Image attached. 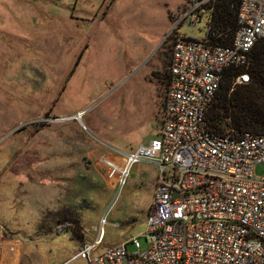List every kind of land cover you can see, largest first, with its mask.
Listing matches in <instances>:
<instances>
[{
    "label": "rangeland",
    "instance_id": "374dc122",
    "mask_svg": "<svg viewBox=\"0 0 264 264\" xmlns=\"http://www.w3.org/2000/svg\"><path fill=\"white\" fill-rule=\"evenodd\" d=\"M188 7L186 0H0V228L13 256L3 263L18 264L21 236L28 264H89L74 258L81 244L72 227L47 233L41 220L52 223L46 215L57 211L51 227L76 219L89 238L113 201L121 227L110 228L107 241L138 237L149 248L157 166L140 162L121 192L111 189L121 164L113 148L129 152L160 135L177 36H207L206 14L177 25ZM263 175L264 164L255 165L254 176Z\"/></svg>",
    "mask_w": 264,
    "mask_h": 264
},
{
    "label": "built area",
    "instance_id": "2783aa9c",
    "mask_svg": "<svg viewBox=\"0 0 264 264\" xmlns=\"http://www.w3.org/2000/svg\"><path fill=\"white\" fill-rule=\"evenodd\" d=\"M217 1L186 0L189 7L176 21L197 24L202 14L209 16L204 39L177 36L160 135L129 152L113 148L121 164L115 174L108 169L116 175L119 192L134 165L147 161L157 166L147 219L149 248L142 250L135 237L97 254L109 229L120 226L111 219L113 201L94 228L96 238L83 243L74 258L89 264H264V175L254 176L255 165L264 164V133L217 132L208 125L226 70H243L235 85L250 82L245 69L253 47L264 38V0L241 1L230 44L211 39L221 36L213 21ZM130 243L133 252L127 249Z\"/></svg>",
    "mask_w": 264,
    "mask_h": 264
},
{
    "label": "trees",
    "instance_id": "16d2710c",
    "mask_svg": "<svg viewBox=\"0 0 264 264\" xmlns=\"http://www.w3.org/2000/svg\"><path fill=\"white\" fill-rule=\"evenodd\" d=\"M241 1H217L213 21L217 33H221V36H212L213 42L221 44H230L232 42L234 33L238 28V14ZM166 67L169 69H166L167 75H165L164 80L166 78L165 83L168 91L172 81L170 74L171 62L167 63ZM242 72L243 70L240 68L231 67L224 74L220 89L208 111V125L214 131L264 133V38H261L253 47L249 68L245 69V72L250 75V82L235 85L234 82L237 76ZM34 125L39 126L41 124L37 123ZM53 215L52 213L46 215L52 221L50 224L45 223L44 219L41 220V229L44 232L52 233L57 228V231L62 233L67 231L69 227H72L75 237L81 238L83 236L82 228L78 224L80 221L76 219L65 221L69 222V225L62 226L61 228L51 227V224L54 222L51 219Z\"/></svg>",
    "mask_w": 264,
    "mask_h": 264
},
{
    "label": "crops",
    "instance_id": "0c3cea01",
    "mask_svg": "<svg viewBox=\"0 0 264 264\" xmlns=\"http://www.w3.org/2000/svg\"><path fill=\"white\" fill-rule=\"evenodd\" d=\"M80 114H81V113H80ZM117 157H118V156H117ZM118 158H119V157H118ZM113 188H116V181H115L113 184L111 183V189H113ZM108 206H109V203H108ZM108 206H106V208H107ZM106 208H105V209H106ZM113 211H114V209H113ZM113 211H112V213H111V219H112V220H113V218H112ZM103 212H104V211H103ZM49 213L54 214L53 217H52L51 219L54 220L53 224H55V222L58 221V219L56 218V213L59 214V212H57V211H53V212H49ZM55 218H56V219H55ZM113 221H115V220H113ZM116 222H117V221H116ZM97 224H98V223H97ZM97 224H96V225H97ZM79 225H80V224H79ZM96 225H94L93 227L95 228ZM0 227L3 228L4 226H2V225L0 224ZM54 227H57V226H54ZM58 227L61 228V226H59V225H58ZM120 227H121V225L119 226V228H120ZM1 228H0V236H1V237H0V240H1L2 242H0V243L3 244L5 241H8L9 238H7V236H6V234H5V233H6L5 230L2 231ZM81 228H82V226H81ZM92 230H94V229L92 228ZM6 231H8V230H6ZM69 231H70V230H69ZM8 233H9V232H8ZM57 233H61V232H58V231H57ZM72 233H73V232H72ZM82 233H83V236H81V238H80V237H76L77 239L80 240V244H81V245H82L83 243H86V240H87V239L89 240V242H92V241L96 238V232H95V231H93V234H92V235H89V238H87V236L85 237V233H84L83 228H82ZM73 236H74V235H73ZM8 237H12V236H8ZM74 237H75V236H74ZM17 238H18V239H16L15 241H19V242L21 243L20 259H19V260L17 259V260H18V264H26V262H27V258H26V255H25V247H26V245H25V243L21 240V239H22L21 236H20V237L17 236ZM121 239L124 240V241H127V240H129V239H131V238L123 237V238H121ZM121 239H120V240H121ZM91 240H92V241H91ZM120 240H119V241H114V242H108V241L106 240L105 243L99 247L97 254L100 253V252H102L103 248H105L106 246H108V245L110 246V245H113V244H117L118 242H120ZM10 241H12V240H10ZM4 258L7 259V260H10V259L13 258V256H11V252H10V250L4 252L3 247H2V245H1V248H0V260L3 261ZM27 264H28V262H27Z\"/></svg>",
    "mask_w": 264,
    "mask_h": 264
},
{
    "label": "water",
    "instance_id": "95a60500",
    "mask_svg": "<svg viewBox=\"0 0 264 264\" xmlns=\"http://www.w3.org/2000/svg\"><path fill=\"white\" fill-rule=\"evenodd\" d=\"M77 119H81V115H78ZM174 196H176V195H174ZM252 238H257V237H252ZM126 262L127 261L125 260L123 264H126Z\"/></svg>",
    "mask_w": 264,
    "mask_h": 264
},
{
    "label": "bare ground",
    "instance_id": "6f19581e",
    "mask_svg": "<svg viewBox=\"0 0 264 264\" xmlns=\"http://www.w3.org/2000/svg\"><path fill=\"white\" fill-rule=\"evenodd\" d=\"M79 115H81V114H79ZM2 264H7V263H3V262H2Z\"/></svg>",
    "mask_w": 264,
    "mask_h": 264
}]
</instances>
